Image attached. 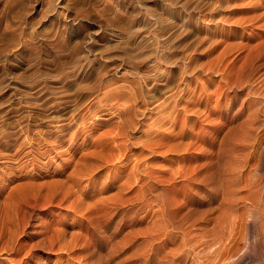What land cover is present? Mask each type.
Listing matches in <instances>:
<instances>
[{
	"label": "rangeland",
	"instance_id": "obj_1",
	"mask_svg": "<svg viewBox=\"0 0 264 264\" xmlns=\"http://www.w3.org/2000/svg\"><path fill=\"white\" fill-rule=\"evenodd\" d=\"M94 1L0 0V133L17 124L20 111L16 108L21 101L29 105L36 101L34 88L39 80L60 86L67 81L62 78L70 75V84L44 90L63 89L72 94L85 83L93 84L98 71L122 82L132 77L131 70L143 76L158 70L157 79L147 87L156 83L158 92L142 106L145 125L129 130L138 141L130 138V149L123 151L128 158L118 159L110 146L104 151L100 148L107 155L100 157L108 163L98 167L95 182L83 177L80 186H87L92 195L94 188L100 191L106 177L108 182H123L135 162H139L137 173L143 181L138 176V182L134 179V187L119 200L106 208L99 203V212L93 214L84 208L74 211L70 204L75 196L61 201L60 192L53 203L28 201L29 226L21 236L22 247L12 254L0 251V264H140L145 257L149 264H264V0ZM92 3L105 8L104 13L77 19L79 38L74 37L65 26L73 23L74 12L90 11ZM69 34L80 43L67 54L56 49L51 51V60L44 55L40 60L34 57L39 43L47 50L56 38ZM91 67L96 74H88ZM170 80L173 83L166 87ZM176 83L182 84V92L175 111L176 89L172 88ZM103 91L96 92L100 93L96 99L102 98ZM107 115L102 118L113 114ZM112 121L80 134L73 142L66 138L55 146L44 170L34 169L27 159L33 150L43 153L52 144L23 145L21 139L12 148L0 145V206L16 197L15 192L20 194L24 184L47 187V183L65 180L79 157L94 150L98 134L115 125ZM158 141L163 147H158ZM142 142L147 143L145 148ZM169 142L170 146L183 143L180 150H169ZM41 157L43 162L48 159ZM117 192L113 185L98 196ZM89 199L92 204L96 200ZM88 216L89 220L83 219ZM81 221H86L83 226L78 225ZM62 222L78 235L79 245L72 244L68 253L48 247V236L42 235L46 226Z\"/></svg>",
	"mask_w": 264,
	"mask_h": 264
},
{
	"label": "bare ground",
	"instance_id": "obj_2",
	"mask_svg": "<svg viewBox=\"0 0 264 264\" xmlns=\"http://www.w3.org/2000/svg\"><path fill=\"white\" fill-rule=\"evenodd\" d=\"M98 2H100V0H95L94 1V3H96V4ZM93 5L94 4L92 3V8H91L90 11H86V10L81 9V10H78V11L74 12V15L72 17V22L73 23L70 22L69 25L65 26V27H68V30L71 29L73 31V33H74L73 36L74 37L77 36L76 33L78 32V28H79V27H77L76 23H74V22L77 21V19H79V18L80 19H86V18H91V17H97L98 18V17H100L104 13L103 10L105 8L102 10L98 6H94L93 7ZM69 17H71V16H69ZM63 27H64V25H62V28ZM4 29L6 30V28H4ZM72 39H73L72 38V35H70V34L67 37H65V38H56V40L54 41V43H51L50 44L51 45L50 47H46L47 50H44V46H42L39 43V45L37 46L38 51L35 53V56L34 57H36L38 60H40L41 59V55H44L47 58V60L48 59L51 60L50 59V57H52V54L51 53L53 51H57L56 49H58V52L59 53H62V54H65L66 53L67 54L69 52V50L71 49L72 46H74V45H77L78 46L79 43H80V40H75L74 41ZM130 43H129V45H130ZM155 43H158V42H155ZM42 50H43V52H42ZM125 50H128V49H125ZM137 52H138V50H137ZM130 53H129V55H132ZM134 55H136V54H134ZM144 55H145V53H144ZM146 55H147V53H146ZM86 57L88 58V56H86ZM87 58H86V60H87ZM113 58H114V56L112 57V59ZM127 58H129V57H127ZM118 59H119V57H118ZM159 59H161V58H159ZM120 60H121V58H120ZM123 60H122V63L124 62ZM144 60H146V59H144ZM110 61H111V58H110ZM127 61H128V59H127ZM59 63H61V62H59ZM73 63H74V61H73ZM125 63H126V61L123 64L125 65ZM139 63L141 64V62H139ZM184 65L186 66V64H184ZM73 66H75V64ZM89 66H91V64ZM138 66H139V64H138ZM80 67H81V65H80ZM82 67L84 69V66H82ZM135 67L136 66H133V69ZM64 68H66V67H64ZM88 68H90V67H88ZM102 68H103V66H102ZM113 69H115V67L114 68L112 67L110 70H113ZM116 69L118 70V68H116ZM91 70L92 71H90L88 73L89 75H91L92 73H95L96 74L94 67ZM62 71H64V70L62 69ZM184 71H182V74H184ZM156 72H158V70L157 71L156 70L155 71H152L151 70L150 72H147L145 74V76H143V74H140V72H136L135 73V71L131 70L132 77L130 75L131 78L130 79L127 78V77H129V72H128V76L125 77L128 80L125 79L124 81L122 80V82H119L120 80L119 81L118 80H114L112 77H109L108 74L106 75V72L100 71V73H99V71H98L97 75L95 76L96 77V80H95V82L93 84H91V83H90V85H88L86 83L83 84V85L81 84L82 85L81 88L78 89L75 93H72V94L67 93V91H65L63 89L62 90H59V91H55V90L53 91V90L50 89L51 91H49V93H47L44 90L45 87H52L54 89H60V88H63L65 85L70 84V82H69L70 75L68 77L69 80L67 78V75L62 78V79H65L66 78L67 81L64 80L63 84H61L60 86H57L54 83H51V84L50 83H44V82H42V80L37 81V84L35 85V88H34V89H36V91L35 90H34L35 92L33 91L35 93V95H36V101L33 102L34 104L31 103L29 105L26 101L25 102L24 101L23 102L21 101L22 104L20 105V107L19 108H16L17 110L20 111L19 112V115L17 116L16 121H15V122H17V124L14 125L11 128L5 129V130L3 128L4 131H2L0 133V145L4 144V145H6V147L7 146L8 147L9 146L11 147V145L16 144L21 139L23 140V141H21L23 143V145H24V143L25 144L28 143L29 145L31 144V146H32L34 144H37V141H38V143L45 142L46 145L47 144H52V147L53 148L49 147V149H45L46 150L45 152L43 150L42 151L43 153H40L39 151L37 152V151H34L33 150V154H31L32 157H29L27 160H28L29 163L34 164V167H35L34 169L37 168L39 170H44L45 167L48 165L49 161L52 160L51 153L55 151L54 150L55 149V146L57 148V145H59L62 142H64V140L66 138H70V141L72 140V142H73V141L76 140V138L78 136H80V134H82L84 132H88L89 130L90 131H97L100 127L102 128V126H108V125H110V122L112 120H115L116 122L114 121L115 122V125H112L113 127L111 129L109 128V130H106V131L102 132L100 135L98 134V138H96L95 142L93 143V146H95L94 150H92V151H90V152H88L86 154H83L81 157H79L78 161L73 166V169L71 170L70 174L68 173V175L66 176L65 180L53 181L52 184H48L47 183V187H44V186H46V185H44V183H43L44 186L43 185L41 186L40 183H39L40 186H36V185H34V182L32 184L31 183L24 184L23 187H21L20 194H19V191H18L17 194L15 192L16 197L18 196V194L20 195V196H18V199L16 197H12L11 199L9 198L10 201H6V202H3L2 203V206H0V210H1L0 211V251L5 250L6 252H10L11 253L18 246L22 247L21 236H23L22 234L25 233L26 228L29 226V224H28V222H29L28 220L29 219L28 220L26 219L28 216H27V214L25 212V209H27L26 207H28L30 205L29 202H28L30 200H33L36 203L39 202V201H41V200H44L45 203L46 202L53 203L54 200H55V198H56V196H58V195H60L62 193L63 196L62 195L61 196L63 197V199L61 201H69V198L71 196H75V199L70 204L71 205V208H73L74 211H77L78 209L84 208L87 211V212L85 211L86 213L93 214L94 212L96 213V211L99 212V208L100 207L101 208H106V207L110 206L113 202H116L117 200H119L118 198H120L121 196H123L125 190L131 189L132 187H134V186H132V184H133L132 181L134 182L135 181L134 179H136V181L138 182V180H139V178H138L139 173H137L140 170L139 162H135L133 164V167H132L131 171L128 170L129 172L126 173V175H125L126 178L125 177H122L123 179L125 178V181L122 179L123 182H121V181L118 182V181L113 180V179L110 178L111 180L108 182V181H106L107 180V177H106L105 178L106 180L104 179L105 182L103 180L104 184L102 185V188L99 189L100 191H98V190H96V188H94L93 189V193L91 192L92 195L89 193L90 190H88V188H86L87 186L84 187L82 185L83 187H81L80 186V183H81V181H83V179H82L83 177H88L89 179L88 178H86V179H88L89 180V183L91 182V184H92V180H93V182H95L94 179L97 178L95 176V174L98 175V172H97L98 171V167H99V170H100L101 169L100 167H102L103 165H105V164L108 163V161H106L107 158H104L103 157V155H105L106 152L104 154L102 153L105 150L104 149L105 146H107V147L110 146V148H112V150H114L115 152H117L116 155L118 156V159L119 158H121V159L128 158V157H126L127 156L126 155V151L125 152H123V151L126 150V149H128V147H129V143L128 142L131 141V139L132 140L134 139L133 138L134 135H132L133 133L132 132H129V130L131 128H135L136 129V127L138 125H143L144 124L145 119H146V109H142V106H146V105L149 104L148 103L149 99L152 98V97H154L156 91L158 92V89L160 87V85L158 86L154 82L155 83L154 85H151V87L149 86L150 88H147L148 85L151 83V81L153 82V81H155L157 79V77H156L157 76L156 75L157 73ZM116 73L117 72H115V74ZM79 74H80V70H79ZM111 74H113V73H111ZM59 77L61 78V76H59ZM82 77H83V75H82ZM93 79H94V77H93ZM123 79H124V77H123ZM184 79H185V77H184ZM52 82H53V80H52ZM172 83H171V80H170V83L166 84V87H168L169 84H172ZM181 85L182 84H180V83L179 84L176 83L175 86L172 88V89H174V88L176 89L175 92H174L175 96L173 97V100H172V94H171V97H170L171 100L173 101L172 102L173 103L172 106L175 108L174 109L175 111L177 110V108H176L177 106L176 105H177V102H179V100H180V94L182 92V90L179 89V87ZM43 90L45 92H43ZM66 90H68V89H66ZM100 90H104L103 91V96H102V98L96 99V97H98V94L100 95V93H96V92H98ZM21 93H22V91H21ZM95 93H96V95H95ZM25 100H27V99H25ZM29 101H30V98H29ZM165 107H167V106H165ZM173 113L174 112H172V114ZM107 114H109V117H110V114H113V115L116 114L117 118H116V116H113V115L110 118H102L104 115L106 116ZM140 114H142V117H143L141 119L138 118V115H140ZM177 115L175 117H177ZM0 118H2V117L0 116ZM160 120H161V117H160ZM149 126H151V125H149ZM157 126H158V123H157ZM0 127H1V125H0ZM138 128L139 127H137V129ZM154 128H156V127H154ZM154 128L152 130H155ZM143 129H144V127H143ZM143 129H141V130H143ZM150 129H151V127H150ZM150 129H149V132H151ZM131 130H133V129H131ZM173 130H175V129L173 128ZM157 131H156V134L158 133ZM144 132H146L145 134L147 135V132L148 131H144ZM159 132H161V131L159 130ZM174 132H176V131H174ZM16 135L20 136V138L16 139L15 138ZM166 135L168 137V134H166ZM179 135L181 136L180 133H179ZM179 135H178V138H179ZM167 137H164L163 139H165ZM173 137L174 138H177L174 135H173ZM150 138H152V137L150 136ZM133 141L135 142L136 140L134 139ZM137 141L135 143H137ZM134 142H132V143H134ZM158 142H161V144H159L158 147L164 145V143H162V141H158ZM166 142H168V141H166ZM22 143L20 145H22ZM142 143H143V146L145 148L147 146L145 144H147V143H144V142H142ZM150 143H152L151 142V139H150L149 144ZM176 143L177 142H175V144L172 143L171 146H170V142H169V144H168L169 150H180L181 147H182V143L183 142H181V143L178 142L177 144ZM156 144H158V143H156ZM153 146L154 145L152 143V145H151L152 148L151 149H154ZM38 147H40V146H38ZM43 147H45V146H43ZM155 147H157V146H155ZM100 148L103 149L102 152H100L101 151V150H99ZM129 149H130V147H129ZM155 149H154V151H155ZM4 150H6V148ZM7 151H9V150H7ZM18 151H20V150H18ZM30 151H32V149ZM48 151H49V153H47ZM2 153H4V152H2ZM101 154H103L102 157H100ZM41 155L43 156L41 158H44V159L45 158H48L47 161H45V162L40 161L39 160V157ZM111 155L112 154H110V153L108 154L109 157ZM116 155H114V157ZM105 156H107V155H105ZM117 156L115 158H117ZM8 157H11V156H8ZM9 159H11V158H9ZM112 160H114V159H112ZM111 161L109 160V163ZM136 161H137V159H136ZM18 167H20V166H18ZM139 177H140V180L139 181H141V179H143V178H142V176H139ZM85 184H86V182H85ZM113 185H116V189L118 191L116 195H114V196L111 195L110 197H107V196L106 197H100V196H98V194L102 190L104 191V190L111 189L113 187ZM17 188H18V186H17ZM19 188H20V186H19ZM16 190H18V189H16ZM57 192H60V193H58V195H57ZM12 196H13V194H12ZM89 198H92L93 200L96 199V200L92 204V203L88 202V199ZM26 199H28L27 200L28 203L26 202ZM99 203H101L100 207H98V204ZM70 205H68V206H70ZM49 206H51V205H49ZM28 211H29V209H28ZM83 219L89 220V216L86 217V218H83ZM85 222L86 221L78 222V225L83 226ZM90 222H87L86 223V227L87 228L90 225ZM262 226H264V225H261V227ZM68 227H70V226H68L66 224V222H62V223L58 224L57 227H55L53 225L52 226H46V228L42 231V235H43V233L47 234L48 238L47 237L46 238L48 239L47 240L48 247H50L51 249L57 247L61 251L65 250V252H67L68 250H70V247L72 246V244H76V241H78V235H77L76 232H72L71 230H69ZM260 230H262V229H260ZM263 230H264V228H263ZM80 236L81 235H79V237ZM44 238H45V236H44ZM81 239H83V238H81ZM32 244H34V243H32ZM76 245H79V243L76 244ZM17 249H19V247ZM223 260H225V259H223ZM149 263L150 262L148 261V258H146V257L143 258L141 260V262H140V264H149Z\"/></svg>",
	"mask_w": 264,
	"mask_h": 264
}]
</instances>
